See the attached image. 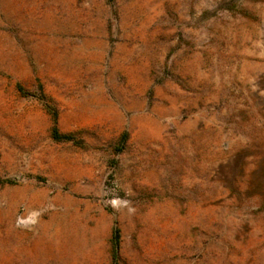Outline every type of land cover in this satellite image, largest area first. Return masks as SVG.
<instances>
[{"label":"rangeland","instance_id":"374dc122","mask_svg":"<svg viewBox=\"0 0 264 264\" xmlns=\"http://www.w3.org/2000/svg\"><path fill=\"white\" fill-rule=\"evenodd\" d=\"M116 231L118 264H264V0H0V264Z\"/></svg>","mask_w":264,"mask_h":264},{"label":"trees","instance_id":"16d2710c","mask_svg":"<svg viewBox=\"0 0 264 264\" xmlns=\"http://www.w3.org/2000/svg\"><path fill=\"white\" fill-rule=\"evenodd\" d=\"M54 128H53V132H52V135H53V138L55 140H64V139H68L69 137L68 136H63L60 134L58 128L56 127L57 125V119H56V115L54 116ZM119 245H120V235H119V232L116 231L114 233V236H113V260H114V264H118L117 262V259H118V255H119Z\"/></svg>","mask_w":264,"mask_h":264}]
</instances>
